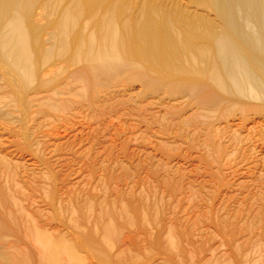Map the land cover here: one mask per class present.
Masks as SVG:
<instances>
[{"label": "rangeland", "instance_id": "rangeland-1", "mask_svg": "<svg viewBox=\"0 0 264 264\" xmlns=\"http://www.w3.org/2000/svg\"><path fill=\"white\" fill-rule=\"evenodd\" d=\"M82 94L79 85L61 97L68 109L34 116L33 153L0 128L2 152L34 178L39 224L69 237L75 212L103 238L98 220L109 222L106 264H264V112L207 113L131 78L101 87L94 105ZM79 257L103 264L83 248Z\"/></svg>", "mask_w": 264, "mask_h": 264}, {"label": "bare ground", "instance_id": "bare-ground-1", "mask_svg": "<svg viewBox=\"0 0 264 264\" xmlns=\"http://www.w3.org/2000/svg\"><path fill=\"white\" fill-rule=\"evenodd\" d=\"M122 78L207 113L226 104L264 112V0H0V128L27 150L37 145L35 115L68 109L61 97L79 85L94 105ZM2 140L0 264H86L79 248L106 264L113 226L98 220L101 238L71 212L69 237L52 235L28 208L32 174L18 173Z\"/></svg>", "mask_w": 264, "mask_h": 264}]
</instances>
